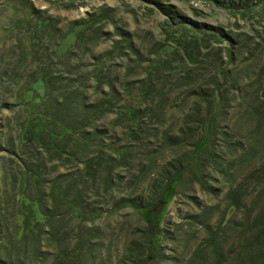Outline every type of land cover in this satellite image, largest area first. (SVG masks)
Returning a JSON list of instances; mask_svg holds the SVG:
<instances>
[{
  "label": "trees",
  "instance_id": "16d2710c",
  "mask_svg": "<svg viewBox=\"0 0 264 264\" xmlns=\"http://www.w3.org/2000/svg\"><path fill=\"white\" fill-rule=\"evenodd\" d=\"M206 1L245 18L249 33L224 35L160 6L177 30L169 37V45L157 42L152 46L155 62L142 60L140 48L134 45L135 35L122 33V57L117 60L146 69L144 76L140 74L146 79L137 76L135 82L127 77L134 71L129 65L127 76L117 67L118 72L108 77L101 67L102 77L96 68L83 64L82 56L95 43V28L85 27L94 31L83 44L78 38L74 51L65 57L56 48L64 35L57 32L54 37L47 24L33 21L36 14L12 28V32L22 31L21 43L0 55V106H5L0 113H13L5 128L15 129L14 137H7L6 142L7 153L13 156L15 151V155L8 159L9 165L3 164L0 180V264H105L100 252L104 246L91 244L92 240L99 242L101 230L86 232L107 214L99 205L109 201L114 207L131 208L160 225L184 179L194 182L197 177L191 173L197 166L206 175L211 163L220 161L218 156L212 159L203 154L210 144L217 147L218 143L229 153H241L244 162L261 161V170L251 173L227 198L235 209H229L225 218L241 207L247 215L242 212L244 220H253L249 227L244 223L245 234L237 233L243 237L239 249H229L223 258L219 246L224 237L230 240L227 231H220L221 227L213 231L205 224V214L194 217V222L204 220L199 227L209 231L210 237L201 245L204 254L192 255L193 264H207L202 260L210 248L214 264H264V0ZM217 37L229 44V60ZM26 41L28 48L22 46ZM186 55L190 66L183 60ZM222 70L227 85L213 86L214 72ZM236 85L240 88L234 89ZM116 89L134 95L119 100ZM237 91L240 97L233 96ZM233 102L240 103L231 107ZM249 123L258 131L244 143L241 134L245 136ZM116 129L124 131L120 138ZM254 136L263 141L260 149L252 144ZM2 137L3 132L0 145ZM180 148L188 150L190 162L178 159L168 168L157 169L161 152ZM231 166L224 171L231 172ZM119 171L126 173V179L120 178ZM159 230L150 235L154 246L159 238H166L164 230ZM130 250H123L119 264L127 259L141 263Z\"/></svg>",
  "mask_w": 264,
  "mask_h": 264
},
{
  "label": "rangeland",
  "instance_id": "374dc122",
  "mask_svg": "<svg viewBox=\"0 0 264 264\" xmlns=\"http://www.w3.org/2000/svg\"><path fill=\"white\" fill-rule=\"evenodd\" d=\"M79 1L81 0H0V55L6 54V51L15 44L18 45V43H21L20 40L22 38L20 39V32L22 31L16 29V32H12V28L18 26L19 21L21 24L24 20L30 19L31 14L34 13L39 15H34L35 19L33 21H41L43 24H47L48 30L52 32L54 37H56L55 34L58 36L57 32H59L61 37L64 35L59 40L58 47H56L57 54L61 57H65L72 50L74 51L78 38L83 44L86 37L90 36V32L94 31H89L85 27L95 28L98 31L93 39L95 43L91 52L88 55L84 54L82 56L83 64L91 69L96 68L98 75H102L103 72L101 71L104 68L101 67H105L108 77L112 73L118 72L117 67L121 68L120 73L127 76L125 69L129 65L134 71L129 73L127 77L135 82L138 79L137 76L141 78V73L144 76L146 69L143 66L140 67L138 63L131 64L128 61H118L122 57L119 51L122 43L121 40L123 39L122 33L135 35L134 45L140 48L141 51H138L142 60L155 62L157 60L154 55L156 52L151 50L152 46H155L157 42L166 44V46L169 45L171 41L169 37L175 33L174 30H177L174 25L168 23V16L161 11L160 6L170 8L169 11L179 13L193 24L199 26L205 25L211 31L219 30L224 35L231 36L234 33L239 35L240 32H248L249 29V23L246 22L245 18L242 19L241 17L234 16L225 9H220L214 4H209L206 0H86L77 5ZM251 22L258 26L255 20ZM17 39L19 42H17ZM215 40L224 49L223 56L226 59L228 57L229 60V44L225 43V40L219 37L215 38ZM22 46L28 48L26 47L28 46V42L26 41ZM189 59L190 57L188 55L183 57L184 62L188 66L191 65L188 61ZM98 60L100 61L97 62ZM214 77L216 78V82L214 85L212 84L213 86L219 87L221 84L224 87L227 85L228 78L224 74V70L214 72ZM141 79L146 78L142 77ZM120 80L123 79L121 78ZM101 81L105 80L102 79ZM131 81L128 80L126 83H130ZM205 87L209 88L207 85L203 86L204 89H206ZM237 88H240V85H236L234 89ZM189 91L187 90V93ZM117 94L120 96L119 100H124L128 95H134V92L129 91L128 94L118 89ZM233 96L240 97L239 92H233ZM123 103L125 101L120 104ZM239 103L233 102L231 107H236V104L239 105ZM182 112L183 110H180L178 113L182 114ZM175 114L171 115V118ZM12 115L13 113L8 111L0 113V140L3 132L2 143L0 145V180L4 176L2 171L3 164L6 163L9 165L8 159H13L11 157L15 155V151L12 153L13 156L7 153L8 145L6 143L7 137H14L15 129L12 128L9 132L5 128L7 117L12 119ZM244 130L245 136L242 135L244 132L241 134L243 137L241 141L244 143L246 141L245 138L251 135L252 132L255 133L258 131L256 125L253 124L252 126L250 123ZM123 132V129H116L115 134H118L120 138ZM262 142L260 138L254 136L252 144L257 146L256 149H260L258 147L262 145ZM216 145L217 147H213L210 144L203 154L208 158H211L213 155L218 156L220 161H216V163L212 162L210 166L212 172L208 171L206 175L204 169L197 166V169L191 173L192 177H197L196 181L188 180V183L186 181L187 179H184L182 186L178 189V193L175 194L172 202L167 206L166 214L163 221L160 222V225H157L156 222H148L149 220L145 219L143 215L135 213L131 208L114 207L113 203L111 204L109 201L107 204L102 203L99 205L105 213L107 211V214L101 215L100 219L86 230V232L97 231L98 229L106 235L110 230L116 232L115 237L112 235V237H108L106 240L100 239L99 242L98 240H92L91 242V244H99L101 242L104 246L100 249V252L102 254L101 256L106 259L105 264H119L125 256L123 250H128V248H131L129 251L131 255L133 253V255L137 256L135 260H140L142 264H173V258L176 257L174 253L180 255L183 252L182 261H188L190 264H193L195 259L192 255L198 253L200 255L201 253L204 254L201 245L206 238L210 237V232L207 229L208 234L199 227L197 221L194 222V217H201L203 214L207 216V225L213 231L221 227L220 231H227L226 235L230 237V240L224 237L222 243H220L222 247L219 246V250L221 249L223 258L228 255L229 249L233 247L235 250L239 249L238 243L242 242L243 237H241L242 234H238L237 236V233L244 231L243 226L247 219L244 220L242 213L244 211L241 207L234 216L232 214L233 217L229 216V218H225L229 209H235L232 204L233 202L227 198L229 194L236 190L238 185L245 183L251 176V173L253 174L261 170V161H258L259 158H256L255 160H248V164H244L247 162L241 160V153H229L222 143ZM234 153L236 154L232 155ZM178 159L183 162H190L191 156L188 154V150L180 148L173 152H161L160 158H158L155 166L158 170L164 167L168 168V166H171ZM212 159H214V156ZM233 159H237V162L233 161V163ZM230 165H233L231 166L232 171H224ZM221 171H223L222 174L224 176L220 174ZM119 172L118 174H121L120 178L126 179V173ZM205 176L206 178L203 179ZM261 190L262 188L259 191ZM249 205H252L251 202H249ZM160 207L154 212L157 216L161 210ZM244 214L246 218L247 215L245 212ZM252 220L246 222L247 227L250 226ZM223 221H226L224 226ZM165 228L168 229L169 233L177 241L172 244H165L162 237L159 238L156 246H154L150 235L155 234L159 229V231H162ZM180 230L184 231V235L183 233L180 234ZM86 232L84 234L88 235L87 237L89 239V234ZM242 233L245 234L244 232ZM138 243H141L140 248ZM179 244L181 250L178 247ZM163 245L170 246L172 252L163 251ZM105 248H108V250L105 251ZM109 253H111L112 259ZM207 254V258L202 261H207V264H214L216 258L212 254L211 248L208 249ZM123 262L124 264H132L131 260L128 259Z\"/></svg>",
  "mask_w": 264,
  "mask_h": 264
},
{
  "label": "bare ground",
  "instance_id": "6f19581e",
  "mask_svg": "<svg viewBox=\"0 0 264 264\" xmlns=\"http://www.w3.org/2000/svg\"><path fill=\"white\" fill-rule=\"evenodd\" d=\"M84 1H86V0H81V1H79L78 3H77V5H79L81 2H84ZM122 49V48H121ZM123 50V49H122ZM74 70H76V68H72L71 69V71H74ZM3 107H5L4 105H1L0 106V108H2V110L4 109ZM171 122V121H170ZM174 124H173V126H177V124H178V122H173ZM203 222H204V220L203 219H199V221H197V224L199 225V226H201L202 224H203ZM206 225H207V222L205 223ZM114 232L115 231H113V230H110L109 231V233H107V235L106 234H104V233H102L101 234V237H97V239H102V240H106L108 237H112V235L114 234ZM116 233V232H115ZM164 234L166 235V238H165V244L166 243H168V244H172V243H174V242H176L177 241V239L173 236V235H171L170 233H169V231H168V229L167 228H165L164 229ZM104 236H106L105 238H104ZM90 237L91 238H96V237H94L92 234H90ZM104 238V239H103ZM138 246H139V248L141 247V243H138ZM164 246V248H163V251H169V252H172V250H171V247L170 246H167V245H163ZM103 248V247H102ZM105 250V249H104ZM174 253V252H173ZM174 254H176V257H174L173 258V264H190L188 261H182L183 259H181V257H180V255L179 254H177V253H174ZM162 258H164V257H162ZM171 260V259H170ZM171 262V261H170ZM140 264V263H139ZM142 264V263H141Z\"/></svg>",
  "mask_w": 264,
  "mask_h": 264
}]
</instances>
